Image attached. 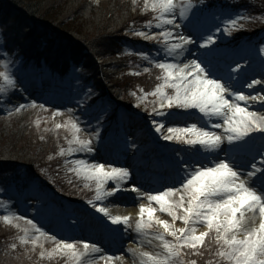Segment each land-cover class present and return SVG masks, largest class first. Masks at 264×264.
Here are the masks:
<instances>
[{
	"label": "trees",
	"instance_id": "1",
	"mask_svg": "<svg viewBox=\"0 0 264 264\" xmlns=\"http://www.w3.org/2000/svg\"><path fill=\"white\" fill-rule=\"evenodd\" d=\"M195 1L242 13L241 22L235 24L234 36L253 33L264 25V0ZM146 3V0H99V3L0 0V72L5 71L1 67L4 62L8 74L14 69L22 81L31 73L42 71V75L69 83L81 108L93 110L98 103L102 104L100 109L109 108L106 116L109 122L124 109L135 108L140 98H144L149 113L159 101L152 93L163 80L157 79L161 70L144 59L141 47L145 42L136 35L147 28L149 21L155 22L156 14L145 10ZM146 67L149 72L143 71ZM11 87L0 78V88ZM2 107L5 105L0 92V110ZM49 118L31 120L12 113L0 119V190L23 192L35 186L40 192L53 190L80 200L77 191L83 182L75 180L73 186L68 183L61 158L72 137L68 130L51 128ZM80 191L88 195L85 190ZM5 216L8 217L0 215V264L75 263V257L54 256L37 241L22 244L27 225L20 220H5ZM199 250L211 255L206 246ZM192 252L186 256L187 264L193 260L201 264L203 253Z\"/></svg>",
	"mask_w": 264,
	"mask_h": 264
},
{
	"label": "snow or ice",
	"instance_id": "2",
	"mask_svg": "<svg viewBox=\"0 0 264 264\" xmlns=\"http://www.w3.org/2000/svg\"><path fill=\"white\" fill-rule=\"evenodd\" d=\"M194 7V6H192ZM149 4H145L147 11ZM151 12L156 15L153 17L155 23L149 21L147 27L160 30L157 34L152 35L146 31H138L136 35L143 37L146 40H156L162 43L167 50L168 55L180 56L186 44H191L193 41L183 33H173L168 27L180 28L182 21H188L186 27H191L193 33L199 34L200 23L198 11L192 12L191 17L185 12L181 5L176 3V0H151ZM235 23V21H233ZM162 37V40L159 39ZM174 37L178 42H173ZM211 42L212 37H201ZM145 60L149 57L144 56ZM151 63V61H149ZM203 61L198 62L196 59L188 63H156L155 67L160 69L162 75H158V80H163V84L157 87L152 93L153 96L159 97L160 107H177L181 109H198L206 117H218L222 123H213L214 128H224L227 134V140L232 143L234 140L243 141L253 132L264 133V114H258L254 111H248L247 107H241L239 101L257 99L264 101V96L242 95L239 94L242 88L237 91L229 92L226 85L219 82L218 79H210L206 75V68L202 67ZM144 72H149V68H144ZM0 78H3L7 85L15 86V81L6 73L0 72ZM248 88H253L254 85H261L262 80L252 78L245 81ZM243 87V86H242ZM173 89L174 94H169L165 89ZM5 91L0 88V92ZM233 96L236 103H229L225 96ZM32 107H36L35 104ZM43 108V105H39ZM153 111H156L154 108ZM157 115L165 116L164 112H156ZM169 117H174L175 113L167 114ZM66 126H70L73 130V139L69 141L70 145H76L75 148L70 147L71 152H92V140L80 139L76 134L82 129L79 127L76 120L69 119ZM57 128L61 125L57 124ZM164 128V124L160 123L156 126V131ZM168 135H163V139L172 140L174 134L187 135L191 138L184 140L188 145H201L208 149H217L223 143L224 136L217 135L215 132H209L203 128H197L192 124L188 128L168 127ZM99 139V132L95 133ZM197 151H199L197 149ZM63 155L64 152L62 151ZM260 155H264V150ZM79 167V171L86 175L87 179L95 180L97 188V200L100 199V189L109 180H114V188L116 191H122L121 183L129 180L131 174L128 168L113 167L109 171H105V165L91 164L82 159L72 161ZM187 163V161H185ZM240 167L250 169L247 173H241L237 165L231 162L218 160L215 166H201L199 169L194 165H189V169L184 170V175L178 173L179 179L176 184L167 186V190H161L159 195H149L147 199L154 201L160 206V211L167 213L172 218L173 223L167 220H153L154 208L151 204L148 206L141 205L140 220L136 223L137 232H142L146 228L153 227V224L160 225L163 228V233H158L156 239L161 241V253L143 252L144 259L141 264H182L179 260L181 249L189 248L195 251L196 255H201L200 248L205 243V238L210 232L215 233V240L220 246L217 253L222 257L227 264H264V159L260 161V167H256V157L252 156L246 164ZM258 174V175H257ZM243 175L249 178L256 177V180L243 179ZM257 180L261 184V190L258 192L255 184ZM179 185H182L181 188ZM131 191L139 196H144L139 188L134 187ZM174 194H179V199H172ZM247 197L243 203L242 198ZM168 198V199H166ZM100 212H105L103 208ZM258 211L259 224L258 226H245L243 220L248 213H252L251 217L257 219ZM147 213L148 219H144ZM107 215V213H105ZM8 220V217H4ZM112 225H129L130 217L113 216L110 218ZM180 220L184 227L176 228L174 222ZM28 224L40 232L39 228L32 223V220L27 221ZM255 223V222H254ZM197 224H203L207 231H202L197 234ZM130 226V225H129ZM243 230V231H241ZM44 235L43 232L40 233ZM173 239H166V235ZM57 245V251L65 255L76 257L79 261L80 257L87 252L101 253L102 249L95 244L84 243V251L77 253V242L67 243L63 239H56L55 235L50 237ZM22 244H27L28 240L21 238ZM15 249L16 245H12ZM135 254V250L129 249ZM41 256L44 253H40ZM105 261L115 259L114 256L101 257ZM122 259V258H120ZM192 264H196L193 260ZM209 264H212L209 261Z\"/></svg>",
	"mask_w": 264,
	"mask_h": 264
},
{
	"label": "rangeland",
	"instance_id": "3",
	"mask_svg": "<svg viewBox=\"0 0 264 264\" xmlns=\"http://www.w3.org/2000/svg\"><path fill=\"white\" fill-rule=\"evenodd\" d=\"M181 1H186V2H190L192 0H176V3L178 5H181ZM183 7V6H182ZM185 12L191 17V13L195 12L192 11L189 8H184ZM232 15V16H230ZM235 19V16L233 15V13L230 12H226V13H222L219 15V17L214 18V19H209L208 21V26H207V36H211L212 39H217L218 36H220V32H225V30H227V27H229V23L231 22V20ZM177 22L179 23V20L177 19ZM184 26H181L180 28H174L172 26H166L168 27L173 33H183L184 35L188 36L193 43L191 44H186L184 46L185 50H182V55L180 56H175V54L173 55H168L167 54V50L164 46H160V52H159V56L160 57H164L168 60H175L176 63H180V64H184V63H188L193 59H196L198 62L203 61L202 63V67L206 68V75H208V77L210 79H218L219 82L222 84L224 82H227L231 79L236 81V85L234 87H230L229 92H233V91H237L240 90L242 88V91L239 92V94L242 95H254V96H264V62H261L262 60H260L261 58H264V50L262 52L257 51V52H253L250 49V52H246L244 54L245 60L240 62V67L247 66L249 68L254 69L257 65L261 66L263 71H261V74L263 75L262 77H259L260 80H262V84L261 85H254L253 88H248L247 85L245 84V80L247 79L246 75L244 72L242 71H232V72H226L225 70L221 69L220 72L217 71V69L220 68H225L227 65L225 64V62L222 61V56L219 54H206L205 50L202 46L198 47L197 46V39L196 37L198 35H201L203 32V30H201L199 32V34L197 33H193L191 27H187L186 29L184 28L185 25H187V21H184ZM154 32H156V30H152L150 32V34L154 35ZM224 40H228V38L226 37H222ZM205 43H210L208 42L206 39ZM173 42H178V40L175 39ZM186 53L190 54V59H183L181 60V57L183 55H185ZM232 56V54L230 55ZM210 61H212L213 63H211ZM208 64H210L208 66ZM231 66V65H230ZM1 67L5 68V71L8 74V67L7 65L3 62H1ZM217 71L216 73L214 71ZM14 81H15V86L11 87L10 89H7L5 91L2 92V99L4 101V104L8 107L12 105L10 102V98L14 97L16 98L13 104V108L9 109L6 108V106L2 109L6 108V111H11L14 109H18V111L15 112L14 110V114L17 113V115L20 118L23 117H28L31 120L35 119V116H37L38 118H42L43 115H47V111H45V109L50 108V107H55L57 105V103H60L62 100V96L65 97V92L64 95L60 94L59 89L57 90L55 96H51L50 94L46 97V100L43 102V108L39 107V104H37L35 101L38 98L37 93H35L34 95H32L31 98H29L28 100L26 99V96L24 94H26L28 92V90L31 88H35L39 87L42 88L41 92H52L53 91V86L55 87V85L53 84L54 82L50 81L48 79L47 75H44L40 80L37 79V77L35 78L34 76L32 77H27L25 82L23 83V85H21V82L19 80L16 79L15 76V70L13 69L12 72L9 70V74H8ZM230 85H233L230 83ZM243 86V87H242ZM48 88V90H46ZM56 88V87H55ZM232 89V91H231ZM30 92V90H29ZM39 94V93H38ZM85 96H88L87 94ZM228 96L226 94L225 98L228 99ZM25 99H24V98ZM229 103H236L235 98L233 96H231V99H229ZM41 102V101H40ZM32 104H35L36 107H32ZM239 104L241 107H247L248 111H254L257 112L258 114H264V101H261L259 99H257L256 101H252L249 100L247 101V103H245V101H239ZM42 105V104H40ZM74 105V104H73ZM256 108V109H253ZM55 114L58 115V121L60 122L62 120V114H58L56 112H54ZM11 114V113H9ZM33 114V115H32ZM166 114V113H165ZM94 116V115H93ZM87 124H83V132H81L80 137H85V135L87 134L88 136H91L93 134H95L97 131L100 132V130L102 129V125H98V121H100V119L98 117L92 118L90 119V116H87ZM131 124L129 126H131V128H127V133L130 134V132L132 133L134 130H136V137L140 140L139 142H143V144L141 143H137V153H133L132 156L129 158L130 161H132L135 156H138L140 154H148L149 153V157L151 158L150 162L153 163L155 161L156 158H158L157 156H159V154L164 156H171L172 153H174V151L179 150L176 146V144L170 142L171 140H167L168 143L164 144L163 146H160V150L158 151L157 146L153 143L150 144L152 146V149L147 150L144 144V141L140 139V137H143L142 133L144 132V135H146V130L144 128V119H142L139 115H135L132 114L131 118H130ZM178 121H181L183 123L186 124V128H188L187 126H189V124H195L196 126H198V124L203 125L201 128H203L206 131L209 132H213L212 129H215L216 131H214L217 135H221V136H227V134L224 132V128H214L212 127L213 123L216 122H220L222 123V120L218 117H206L204 116L203 113H200L198 109H194V113L193 115H189V116H179V117H169V115H165V116H159L158 118V123H162L164 124V128H162L160 130V132L156 131V126L157 125H153L152 123H148V126H150V129L152 130L153 135H155V138L161 140L163 139V135H168L169 133L167 132V128L168 127H174V128H182L181 125L179 124ZM187 121H194L193 123H189ZM142 124V126H141ZM53 126V124H51ZM133 127V128H132ZM135 128V129H134ZM141 129L143 132H141ZM218 130V131H217ZM130 131V132H129ZM161 133H163V135H161ZM151 136H149V139L152 137V134H150ZM160 136V137H159ZM182 137L183 139H188L191 138L190 134L187 135H182V134H174V138L172 140H180L179 137ZM93 136L90 137V139H92ZM154 137V136H153ZM262 142L263 140V136L259 137ZM94 140H92V147L93 150L92 152H88L85 153L87 154V156H93V157H97L101 154H104L106 150H108L110 147H113L114 145L110 144L108 146H104L102 148L98 147V143L97 142H93ZM114 142V141H113ZM227 144H229V148L230 150L233 147H240L245 143H248V140H243V141H236L234 140L232 143H229L228 140L226 142ZM168 144V145H167ZM264 144L262 143L261 148L263 150ZM201 145H199L200 147ZM221 146V145H220ZM133 149V151L136 149V147H132L131 149H128L127 147H124L123 150L124 151H131ZM213 150V149H211ZM136 152V151H135ZM85 154H79L78 155V159L83 158V156ZM89 158V157H88ZM175 159L176 161H184L186 160L185 157H183L182 155H180L179 157H173L172 159H170L168 161V164L171 166V161ZM92 162L90 160H88V164H102L105 165L103 163L100 162H96L94 161L95 159L92 158L91 159ZM159 160V164L160 165H166L167 163L162 162L160 159ZM108 165H105V171H109L110 168L107 167ZM114 184L115 181L114 180H109L107 181L104 186L100 189L101 191V196L100 199L95 202V204H92L93 206L90 207L93 215H96L98 217H101V220L105 221L104 219L108 220V224L111 223V217L113 216H120V217H124V216H128L130 217V219L132 218V213H136L139 212L140 207L138 208V205H135L137 201V199H135L136 197H133L131 199H121V200H117V199H113V201H111V197L114 196L115 194L117 195V193L119 191H116L114 188ZM129 184V180L126 182H122L121 186H127ZM117 193H116V192ZM137 196V195H136ZM168 199V198H166ZM172 199H179V195L178 194H174ZM127 201V203L124 202ZM118 202V204H117ZM130 202H133V205H129ZM145 206H148L149 204H151V207L155 209V211L153 212V219H160V220H167L169 223H173L172 218L170 216L167 215V213L160 211V207L157 203H155L154 201L148 203H142ZM4 208L7 209L9 212L14 213L18 216H21L24 219H35L34 217L36 216L35 212H36V206H33L30 204L29 201L24 200V199H19L16 200V198L14 197L13 199H11V203H6L4 204ZM103 208L105 210V212H100L99 209ZM105 213H107V215H105ZM253 214L252 213H248L246 214L243 223L245 224V226L248 227H253L255 226L254 224H252L249 221V217H251ZM257 219H256V226H258L259 224V218H258V213H256ZM147 217V213H145L144 218ZM45 220V221H44ZM43 223L41 225V230L43 232H46L47 234H49L50 236L47 238L49 239L48 241L49 244L51 245V251L54 249V244L56 245L55 241L50 239V237L53 236V234L47 232V230H52L54 229V227H56V229H58L59 227V223H61V220H49L47 218H44ZM36 222L39 221L38 219H35ZM81 226L83 227L82 229H84L85 224L84 222L81 224ZM114 227V225H112ZM121 226V228H120ZM174 226L176 228H181L184 227V224L182 221L177 220L174 222ZM116 230H121V229H125L126 225L124 224H120V225H115ZM158 228H160L161 231H164L162 226L157 225ZM197 228V234H200V232L202 231H206L205 227L203 224H197L196 225ZM47 229V230H46ZM57 231V230H54ZM61 231V230H59ZM243 231V230H241ZM36 238V237H33ZM41 238H46V235L41 236ZM160 243V249L157 248H146L144 247L142 249V251L140 252L141 256L136 257L135 259H137L139 262L141 263V261L144 259V257L142 256L143 252H149V253H161L162 252V244L161 241H159ZM57 247V246H56ZM83 245H78L77 246V252L78 254L83 252ZM105 255H99L98 253H92L91 251L87 252L85 255L80 257V263L78 264H136L135 262H131V261H124V259L122 257V259L118 258V259H113L110 261H105L104 259H102L101 257H104ZM183 261V260H182Z\"/></svg>",
	"mask_w": 264,
	"mask_h": 264
},
{
	"label": "bare ground",
	"instance_id": "4",
	"mask_svg": "<svg viewBox=\"0 0 264 264\" xmlns=\"http://www.w3.org/2000/svg\"><path fill=\"white\" fill-rule=\"evenodd\" d=\"M187 57H188L187 55H185V56L183 55L181 57V60L186 59ZM188 59H190V58H188ZM10 99L13 100V98H10ZM247 161H248V159L245 156H241V157L238 156L236 158H234V157L233 158H230V161L229 162L234 163L235 165H237V168H238V170L241 173H247L248 171H250L249 168H247V167H240V165L246 164ZM215 164H211V165L215 166ZM155 168H158V166H155ZM242 178L245 179V180H247L248 176L247 175H243ZM248 180H249V178H248ZM255 222H256V220H255ZM252 224H254L256 226V223H252ZM92 234L93 235H96L97 233L92 232ZM124 238L127 239V238H130V236L129 235H124V236L117 237V239H119V240H123ZM133 238H137V237H133ZM149 244H151V246H153V247H158V248L160 247L159 243L156 242V241H155V243L154 242H149Z\"/></svg>",
	"mask_w": 264,
	"mask_h": 264
},
{
	"label": "clouds",
	"instance_id": "5",
	"mask_svg": "<svg viewBox=\"0 0 264 264\" xmlns=\"http://www.w3.org/2000/svg\"><path fill=\"white\" fill-rule=\"evenodd\" d=\"M96 2L99 3V0H96ZM247 199H248L247 197H244V198H242L241 202L243 203ZM249 221L251 223H254L255 222V217H249Z\"/></svg>",
	"mask_w": 264,
	"mask_h": 264
}]
</instances>
